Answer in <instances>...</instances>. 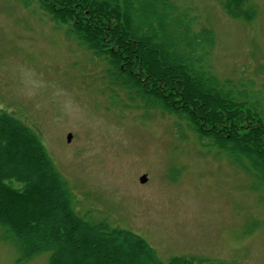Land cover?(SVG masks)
<instances>
[{"label": "rangeland", "instance_id": "rangeland-1", "mask_svg": "<svg viewBox=\"0 0 264 264\" xmlns=\"http://www.w3.org/2000/svg\"><path fill=\"white\" fill-rule=\"evenodd\" d=\"M173 1L212 30V72L264 102V0L244 4L252 21L228 16L220 0ZM66 27L37 3L0 0V107L39 135L75 210L138 233L163 261L264 264V189L253 174L183 124L176 133L170 114L135 107ZM19 256L0 235V264H47L49 252Z\"/></svg>", "mask_w": 264, "mask_h": 264}, {"label": "trees", "instance_id": "trees-1", "mask_svg": "<svg viewBox=\"0 0 264 264\" xmlns=\"http://www.w3.org/2000/svg\"><path fill=\"white\" fill-rule=\"evenodd\" d=\"M248 0H220L232 18L252 21ZM37 3L103 64L110 85L135 107L174 117L201 145L225 152L264 189V102L239 82L210 68L214 37L195 27L173 0H21ZM39 135L0 107V235L26 260L49 252L47 264H195L159 258L138 233L90 221Z\"/></svg>", "mask_w": 264, "mask_h": 264}, {"label": "water", "instance_id": "water-1", "mask_svg": "<svg viewBox=\"0 0 264 264\" xmlns=\"http://www.w3.org/2000/svg\"><path fill=\"white\" fill-rule=\"evenodd\" d=\"M70 137H71V134L70 133H68L67 134V136H66V139H67V141H69L70 140ZM146 179H147V177H146V175L145 174H143V175H141L140 177H139V181L140 182H145L146 181Z\"/></svg>", "mask_w": 264, "mask_h": 264}]
</instances>
